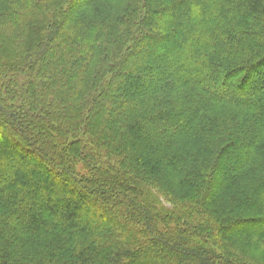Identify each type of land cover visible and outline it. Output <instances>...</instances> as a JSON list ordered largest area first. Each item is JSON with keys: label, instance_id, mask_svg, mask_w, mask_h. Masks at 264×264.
<instances>
[{"label": "trees", "instance_id": "trees-1", "mask_svg": "<svg viewBox=\"0 0 264 264\" xmlns=\"http://www.w3.org/2000/svg\"><path fill=\"white\" fill-rule=\"evenodd\" d=\"M75 1L0 0V264H241L264 0Z\"/></svg>", "mask_w": 264, "mask_h": 264}, {"label": "rangeland", "instance_id": "rangeland-1", "mask_svg": "<svg viewBox=\"0 0 264 264\" xmlns=\"http://www.w3.org/2000/svg\"><path fill=\"white\" fill-rule=\"evenodd\" d=\"M80 4H81V0H76L75 2H73L71 4V9L78 8ZM120 5L121 4H116L115 8H118ZM0 10H1V6H0ZM6 47L11 49L10 48L11 46H6ZM46 58L49 60H52L53 57H52V55L47 54ZM0 59H1V56H0ZM254 76H253V78H255ZM257 79H258V81H257ZM153 80L154 79H152V84L155 83V80L154 81ZM255 80L257 82L254 83V86H253L254 88L255 87L257 88L258 86L261 87V85H264V74H260V75L256 76ZM227 83H229V81ZM152 84H151V86H152ZM113 91H111L110 94L115 95L116 99H118V100H119V98L121 99V98H124V96H127L126 94H122V92L120 90L119 91L116 90L114 92ZM248 91H249V94L253 93L252 89H248ZM128 92L132 97H135V94H136L135 91H133V90L129 91V89H128ZM29 142L31 143V145H33L31 141H29ZM18 150H19V152H23V150H21V149H18ZM29 162L36 164L38 167L41 165L40 163H37L34 160L32 161L31 158H29ZM77 167L79 170H81V167H79V165ZM83 168L85 169L86 167H83ZM176 187H177V185H176ZM238 227L240 229H245V230L250 228L247 225L238 226ZM223 242L227 246V248L232 253H234L237 258H239L241 260V262H240L241 264H264V247L261 246L260 244H257L251 240L249 241V240L244 239V238H238V237L235 238V236L229 237L228 239H225Z\"/></svg>", "mask_w": 264, "mask_h": 264}]
</instances>
